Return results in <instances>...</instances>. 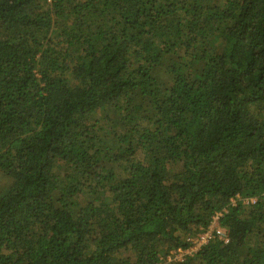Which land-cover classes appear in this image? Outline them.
Listing matches in <instances>:
<instances>
[{
  "label": "trees",
  "instance_id": "obj_1",
  "mask_svg": "<svg viewBox=\"0 0 264 264\" xmlns=\"http://www.w3.org/2000/svg\"><path fill=\"white\" fill-rule=\"evenodd\" d=\"M0 174V264H264V0H0Z\"/></svg>",
  "mask_w": 264,
  "mask_h": 264
},
{
  "label": "built area",
  "instance_id": "obj_2",
  "mask_svg": "<svg viewBox=\"0 0 264 264\" xmlns=\"http://www.w3.org/2000/svg\"><path fill=\"white\" fill-rule=\"evenodd\" d=\"M247 201L246 203H249ZM255 200H251V203H255ZM222 215L217 214L213 222L211 223L210 227L207 230H203L193 238H189L188 242L191 246L188 249H178L175 251L170 252L168 255L163 256L161 258V264H171L175 262H183L184 258L188 255H194L198 253L203 247L207 246L210 242L218 238L219 240L223 241L224 243H229L230 238L228 233L220 227L219 219Z\"/></svg>",
  "mask_w": 264,
  "mask_h": 264
},
{
  "label": "rangeland",
  "instance_id": "obj_3",
  "mask_svg": "<svg viewBox=\"0 0 264 264\" xmlns=\"http://www.w3.org/2000/svg\"><path fill=\"white\" fill-rule=\"evenodd\" d=\"M5 184V181L3 180V177L2 175L0 174V186H3ZM194 237V236H193ZM193 237H190V238H193ZM189 239V238H188ZM174 263V262H173ZM172 264V263H171Z\"/></svg>",
  "mask_w": 264,
  "mask_h": 264
}]
</instances>
